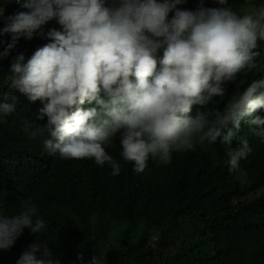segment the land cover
<instances>
[{
	"label": "clouds",
	"instance_id": "clouds-1",
	"mask_svg": "<svg viewBox=\"0 0 264 264\" xmlns=\"http://www.w3.org/2000/svg\"><path fill=\"white\" fill-rule=\"evenodd\" d=\"M184 2L16 0L27 11L5 18L0 33H10L11 42L0 57L20 37L46 35L51 42L26 61L25 51L14 57L3 82L7 90L0 91V122L16 110L19 93L43 105L39 118L46 116V125L29 124L26 131L30 139L38 137L37 151L48 157L107 165L115 176L119 158L140 173L152 163L169 164L176 153H192L203 159L209 177L196 190L214 177L230 184L235 205L262 195L264 210V77L234 94L226 91L227 82L255 67L258 40L264 41V4L238 11L229 0L195 11L176 7ZM53 19L61 30L44 33L42 26ZM9 175L0 161V186L8 193ZM11 194L18 197L17 190ZM249 215L256 228L252 206ZM26 228L39 234L47 228L34 203L25 202L16 214L0 207V250ZM16 264L61 261L48 242L37 239ZM83 264H106L105 255L97 252Z\"/></svg>",
	"mask_w": 264,
	"mask_h": 264
},
{
	"label": "trees",
	"instance_id": "trees-1",
	"mask_svg": "<svg viewBox=\"0 0 264 264\" xmlns=\"http://www.w3.org/2000/svg\"><path fill=\"white\" fill-rule=\"evenodd\" d=\"M201 4L219 6L216 0H185L176 7L195 11ZM252 4L264 0L228 2L237 11ZM19 11L27 9L16 0H0V29L5 18ZM173 15L169 12L168 18ZM42 27L44 33L61 30L55 19ZM10 42V33H0V52ZM49 42L46 35L20 37L9 55L0 57V91L7 90L3 82L14 57L24 51L31 56ZM257 51L255 67L227 82L229 95L264 77V41L258 40ZM16 95V110L0 122V161H5L11 191L17 190L18 197L13 200L11 191L0 186V207L16 214L25 202L34 203L47 228L41 234L24 229L9 249L0 250V264H16L37 239L49 243L61 264H83L97 252L105 255L106 264H264L262 195L235 205L230 184L214 177L204 190H196L209 177L203 175V159L192 153H176L169 164L152 163L140 173L119 158L121 171L115 176L107 165L100 168L85 160L62 163L37 151L38 137L30 139L26 131L29 124L34 129L46 125L47 117L39 118L41 102ZM91 106L94 102L82 105ZM238 192L236 187L234 193ZM250 206L259 220L256 228Z\"/></svg>",
	"mask_w": 264,
	"mask_h": 264
},
{
	"label": "rangeland",
	"instance_id": "rangeland-1",
	"mask_svg": "<svg viewBox=\"0 0 264 264\" xmlns=\"http://www.w3.org/2000/svg\"><path fill=\"white\" fill-rule=\"evenodd\" d=\"M25 57L27 58V57H29V55H28V54H26V55H25ZM7 75H8V74H7ZM7 75H6V76H7ZM5 78H6V77H5ZM5 78H4V80H5Z\"/></svg>",
	"mask_w": 264,
	"mask_h": 264
}]
</instances>
